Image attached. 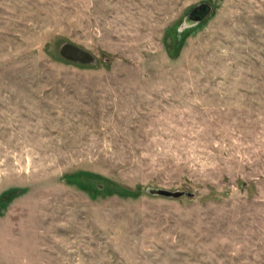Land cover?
<instances>
[{"label":"rangeland","instance_id":"1","mask_svg":"<svg viewBox=\"0 0 264 264\" xmlns=\"http://www.w3.org/2000/svg\"><path fill=\"white\" fill-rule=\"evenodd\" d=\"M0 264H264V0H0Z\"/></svg>","mask_w":264,"mask_h":264},{"label":"water","instance_id":"2","mask_svg":"<svg viewBox=\"0 0 264 264\" xmlns=\"http://www.w3.org/2000/svg\"><path fill=\"white\" fill-rule=\"evenodd\" d=\"M210 8V5H208L207 3H201L195 6L191 11V14H195L193 19L196 21L202 19L210 11ZM179 34L180 32H178V37ZM59 54L61 57L69 61H75L80 63H91L93 61V57L88 51L71 42L62 43L59 47ZM147 190L150 194L166 198H178L185 194L184 191H171L165 188L149 187Z\"/></svg>","mask_w":264,"mask_h":264}]
</instances>
